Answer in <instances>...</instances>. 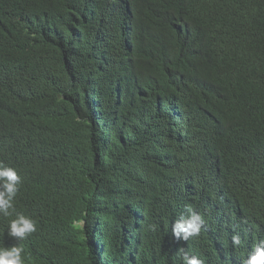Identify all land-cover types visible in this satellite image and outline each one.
<instances>
[{"label": "clouds", "instance_id": "clouds-1", "mask_svg": "<svg viewBox=\"0 0 264 264\" xmlns=\"http://www.w3.org/2000/svg\"><path fill=\"white\" fill-rule=\"evenodd\" d=\"M29 2L0 0V264H73L54 255L61 250L72 253L70 236L54 230L65 227V216L56 215L48 205L56 204L50 195L58 190L44 191L50 173L45 163L55 159L83 162L88 178L103 160L99 173L117 183L105 200H90L89 223L82 235L90 257L83 264H155L151 258L165 264H264V224L254 220L264 219V170L227 172L222 157L210 164L193 149L189 126L185 133L179 131L184 138L178 136L174 147L170 142L167 152L152 144L161 137L131 147L118 132L65 129L71 123L95 125L89 117L82 121L81 112L105 101L103 87L98 86L102 81L111 85L123 80V91L143 92L146 100L154 101L140 114L151 122L172 116L162 110L152 87L143 89L133 74L130 19L102 0H76L70 23L74 32L91 40L87 50L79 51L58 32L49 0H41L37 14L27 9ZM246 5V0H231L227 7L243 20L240 28L248 18L241 15ZM87 12L93 16L86 18ZM112 16L118 27L109 24ZM212 30L216 41L227 36L214 20ZM114 47L119 50L117 58ZM85 73L91 83L84 86ZM105 91L121 99L122 91ZM115 104L111 117L122 115L119 127L127 126L130 117L123 111L124 103ZM135 126L136 122L131 128ZM154 129L161 128L155 124ZM116 137L121 151L95 157L93 164L86 157L82 160L91 145L94 151ZM260 148L264 154V138ZM139 150L141 166L150 177L145 190L134 197L121 180L120 167ZM187 151L192 152L195 175L205 179L193 195L185 197L179 164ZM58 194L65 203L66 192ZM76 223L86 225L85 220ZM46 245L53 251L39 249ZM130 245L133 248L128 250Z\"/></svg>", "mask_w": 264, "mask_h": 264}, {"label": "trees", "instance_id": "trees-1", "mask_svg": "<svg viewBox=\"0 0 264 264\" xmlns=\"http://www.w3.org/2000/svg\"><path fill=\"white\" fill-rule=\"evenodd\" d=\"M19 1L23 3L24 0ZM49 1L60 35L71 39V48L87 50L90 36L74 32L70 23L76 0ZM102 1L116 14L130 19L133 74L139 78L143 89L152 87L162 110L171 112L172 116L151 122L140 114L144 108L156 104L154 101L146 100L143 92L131 95L123 91V80L111 85L102 81L98 86L104 88L105 101L87 113L81 112L82 121L89 117L95 122L96 117L95 125L71 123L65 129L81 128L92 134L107 129L112 134L118 132L131 147L161 137L152 144L167 152L170 142L176 146L179 131L185 133L189 126L193 149L205 156L210 164L222 157L227 172L242 169L256 174L263 171L260 139L264 138V0H246L241 15H248V18L241 28L243 20L227 8L231 0ZM27 9L33 14L40 13L41 0H30ZM92 16V12H87L86 18ZM212 20L227 34L224 40H214ZM109 24L118 27L119 21L112 16ZM82 25L83 21L79 26ZM112 54L118 57L117 47L112 49ZM90 83L91 76L85 73L82 84ZM105 90L122 91L123 111L130 117L127 126L119 127L122 115L115 119L111 117L117 96L108 95ZM135 116H138L136 121ZM135 122L136 126L131 128ZM155 124L161 129L151 130ZM46 137L48 139V134ZM122 148L116 137L113 143H102L94 151L91 145L81 158L86 157L93 164L95 157H111ZM133 155L134 158L122 162L120 177L136 197L145 190L150 172L141 166V151ZM78 159L79 155H76L74 160ZM103 165L104 161L99 160L95 165L97 170L93 169L88 178L83 162L55 159L53 163H45L46 171L50 173L44 191L56 188L59 193L66 192L63 203L62 196L53 191L50 200L56 204L48 205L55 208L56 215L65 216V227L57 226L54 230L66 231L70 236L72 253L61 250L54 255L64 256L68 263L83 264L89 259V248L82 239L90 218L88 205L93 197L97 201L105 200L109 188L117 184L105 180L99 173ZM179 167L184 173V196H191L205 179L195 175L192 152L182 155ZM115 176L119 177L117 173ZM82 220L86 221L85 227L76 223ZM254 220L264 224L263 218ZM202 248L203 245L199 247ZM39 249L53 251L47 245ZM151 261L165 264L159 258H151Z\"/></svg>", "mask_w": 264, "mask_h": 264}, {"label": "bare ground", "instance_id": "bare-ground-1", "mask_svg": "<svg viewBox=\"0 0 264 264\" xmlns=\"http://www.w3.org/2000/svg\"><path fill=\"white\" fill-rule=\"evenodd\" d=\"M120 97H117V101L116 102H119V101H122L121 99H119ZM93 117H94V115H92ZM94 119H95V122H96V117H94ZM97 124V126H98V123H96ZM100 127L98 126V129H99ZM182 135V133H179L178 134V136H179V138H184V137H182L181 136ZM176 186V185H175ZM136 212H138L137 210H136ZM136 222V221H135ZM126 242V241H125ZM123 244V246H124V244L125 243H122ZM133 247H132V245H130V247L129 248H127L128 250H131ZM104 256V255H103ZM105 259V258H104ZM99 260H100V258H99ZM101 262H102V259H101ZM105 262H106V260H105Z\"/></svg>", "mask_w": 264, "mask_h": 264}]
</instances>
